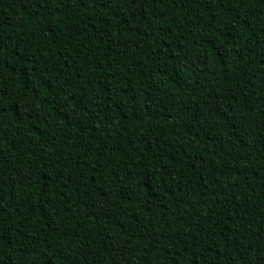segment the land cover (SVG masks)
Segmentation results:
<instances>
[{
  "label": "trees",
  "instance_id": "1",
  "mask_svg": "<svg viewBox=\"0 0 264 264\" xmlns=\"http://www.w3.org/2000/svg\"><path fill=\"white\" fill-rule=\"evenodd\" d=\"M0 264H264V0H0Z\"/></svg>",
  "mask_w": 264,
  "mask_h": 264
}]
</instances>
